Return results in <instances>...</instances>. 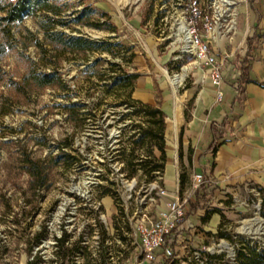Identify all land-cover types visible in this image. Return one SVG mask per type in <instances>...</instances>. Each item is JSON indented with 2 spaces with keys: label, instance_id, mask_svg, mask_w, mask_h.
<instances>
[{
  "label": "rangeland",
  "instance_id": "rangeland-1",
  "mask_svg": "<svg viewBox=\"0 0 264 264\" xmlns=\"http://www.w3.org/2000/svg\"><path fill=\"white\" fill-rule=\"evenodd\" d=\"M57 1L74 4V9L78 10L82 7L80 1L91 4L95 17H99L100 11L106 12L110 23L117 28V37L111 42L121 47L115 49L118 55L108 52L73 55L58 50L52 52L47 47L53 56H58L55 58L57 70L69 91L58 85L38 88L28 80L29 72L51 71L49 61L35 46V40L42 38L40 18H27L13 29L14 39L5 45L6 53L0 55V244L6 239V228L12 230L2 262L27 264L39 250L41 262L37 264H56L54 238L66 232L71 236L69 243L80 238V246L88 247L100 260L97 264H146L138 257L134 232L128 236L124 222L133 227L140 222H154L159 212L165 210L171 193L159 184L166 194L156 196L148 188L153 181H148L139 170L130 173L126 169L125 161L131 158L129 152L134 146L126 139L120 141L121 129L129 136L136 132L134 126L144 123L146 117L131 114L130 109L120 103L125 97L123 91L106 93L104 84L108 83V78L105 76L111 73L109 63L119 64L129 73L134 70L139 73L135 66L140 63L144 68L140 72L157 73V80L163 83L168 82L166 77L171 82L176 76H183L177 91L186 88L191 68H197L191 58L181 57V37L179 32L175 34L182 20L183 0ZM74 34L92 40L114 35L88 27L79 28ZM131 53L135 57L129 65L126 60ZM72 103L77 108L67 113L63 106ZM62 152L76 158L71 166L62 159L49 160ZM24 153L35 160L46 161L48 183L39 195L27 193L37 211L27 222L15 227L7 222L11 216L6 217L4 205L7 201L17 213L16 207L22 205V192H27L28 177L20 167ZM154 154L158 156L157 151ZM146 156L143 151L135 150L132 159L135 162ZM185 174L180 193L189 196L185 213H195L190 206H196L199 201L200 210L216 211V221L210 223V212L205 215L208 222L204 227L189 224L187 231L192 239L187 245L177 246L178 259L173 264H200L193 259L192 252L218 245L221 240L233 247L238 264H252V256H259L264 264V188L256 187L235 195L217 193L216 197L205 191L209 183L204 178L201 194L195 199L191 193L192 179L188 172ZM178 186L180 189L179 183ZM118 210H123L124 215ZM113 217L116 218L114 228ZM95 218L106 237H102ZM42 228L46 229L47 236L30 255L26 242ZM199 232L207 237L203 243L196 237ZM184 245L187 247L182 248ZM102 247L104 260L98 256ZM222 261L221 264L230 262ZM63 264L70 263L64 261ZM74 264H87V261L77 256Z\"/></svg>",
  "mask_w": 264,
  "mask_h": 264
},
{
  "label": "crops",
  "instance_id": "crops-1",
  "mask_svg": "<svg viewBox=\"0 0 264 264\" xmlns=\"http://www.w3.org/2000/svg\"><path fill=\"white\" fill-rule=\"evenodd\" d=\"M215 50L227 63L220 102L205 68H191L188 86L177 91L183 77L175 85L169 77L163 83L157 73L140 72L144 70L140 63L135 66L141 76L135 82L133 99L158 104L165 115L162 185L171 194L179 187L181 171L191 179L202 175L209 183L205 191L216 197L217 193L235 195L264 188V0L241 2L232 42H220ZM197 205L184 223L186 245L192 239L189 224L204 227L205 215L214 211L200 210ZM209 220L216 221V215L211 214ZM196 237L199 243L207 239L202 232Z\"/></svg>",
  "mask_w": 264,
  "mask_h": 264
},
{
  "label": "trees",
  "instance_id": "trees-1",
  "mask_svg": "<svg viewBox=\"0 0 264 264\" xmlns=\"http://www.w3.org/2000/svg\"><path fill=\"white\" fill-rule=\"evenodd\" d=\"M79 4L82 5V7L78 10L74 9V4H64L57 0H0V36L3 40V42L0 43V55L6 53L7 49L5 45H9L14 39L13 29L21 25L27 18L39 16L40 21L38 25L42 38L41 40H35V46L39 48L44 57L49 61L51 71L41 74L30 71L27 76L28 80L38 88L55 87L58 85L64 90L69 91L66 81L61 78L57 70L55 58L58 56H53L47 47H50L52 52L58 50L73 55L101 52L118 55L115 49L121 47L119 44H112L111 42L117 37V28L110 23V16L106 12L100 11L99 17H95V8L91 4H85L82 1H80ZM77 27H88L98 31H106L114 35L108 36L105 39L92 40L88 37L74 34L79 31ZM128 50L131 51V49ZM134 57L135 54L131 53L126 63L130 65ZM95 62H98V60H95ZM108 70H111V73L109 76H105V78H108V83L104 84L105 92L123 91L125 97L120 103L125 106V108L130 109L131 114H141L146 117L144 123H138L134 126L136 132L129 136L126 130L121 129L119 136L120 141L126 139L127 142H131L134 146L129 152V157L131 158L125 161L126 169L130 173H135L139 170L145 175L148 181H155L158 175L163 177L166 164L165 115L158 104L150 105L133 99L132 93L135 82L141 76L136 73L135 70L129 73L122 69L119 64L115 63H109ZM245 72L246 68L244 69V74ZM76 106V104L72 103L64 105L63 108L67 113H70L74 108H77ZM135 150L146 153V158L137 159L134 162L132 158L134 157ZM154 151L158 152V156L154 154ZM58 155L59 156L55 159L49 158V160L56 161L57 159H62L64 163L71 166V162L76 159L71 154L63 152ZM20 167L21 172L28 177L27 192H22V205L16 207L17 213L12 211V205L7 204V201L4 205L6 209L5 214L8 215L6 217L11 216L9 217L10 220H7V222L15 227L27 222L37 211V209L31 205L30 197H28L27 193L39 195V193L47 187L48 183V166L45 160H35L24 153L21 156ZM185 179L186 174L184 172L179 176L180 193H182ZM159 184L162 185V182ZM198 203L199 201H197V204ZM190 208L194 209L195 206H190ZM122 211L123 210H118V213L124 215ZM212 213H216V211H212ZM187 217L188 213L184 218L185 221ZM95 220L97 224H99L97 218H95ZM115 220L116 218L113 217V228L116 227L114 223ZM124 226L127 235H131L132 230L129 224L124 222ZM99 227L101 228L102 237H106V232L103 230L102 225L99 224ZM25 228H27V224ZM115 231L119 230L115 228ZM11 232L12 230L6 228V239L0 244V264H8L2 261L3 256L8 252V237L11 235ZM46 236L47 232L45 228L34 232L32 237L26 242L28 254L32 255L34 247H39ZM70 238V234L66 232H63L60 238H54V248L56 249L54 252V261L56 264H63L64 261L74 264L77 256H82L84 260L87 261V264H97V262L100 261L93 256L90 250L88 251V247L83 248L80 246V238L73 243H69ZM122 240L127 241L128 239L122 238ZM102 249L103 251L99 252L98 256L100 258L103 257L104 260V248L102 247ZM255 258L252 256L250 260L252 264L263 263L262 260H259V256H255ZM38 262H41L39 250L34 252L32 260L27 264H37Z\"/></svg>",
  "mask_w": 264,
  "mask_h": 264
},
{
  "label": "built area",
  "instance_id": "built-area-1",
  "mask_svg": "<svg viewBox=\"0 0 264 264\" xmlns=\"http://www.w3.org/2000/svg\"><path fill=\"white\" fill-rule=\"evenodd\" d=\"M242 1L183 0L181 16L187 30L188 42L180 41L181 57L191 58L195 67L206 69L205 73L209 75L211 84L216 89L217 102L222 99L221 87L224 83L223 73L227 69V63L225 56L219 55L215 48H219L220 42H232L237 30L238 8ZM175 31L177 35V28ZM181 57L179 56L178 59ZM162 180L163 177L158 175L155 181L148 184L149 191H154L156 196L166 194L159 185ZM204 183L202 175L192 177V196L201 194ZM251 190L253 191V188ZM181 195L178 187L170 195L165 210L159 212L154 222L148 224L140 222L135 227L130 225L134 232L138 257L146 264L164 262L173 264L178 259L177 246L185 243L182 235L186 216L185 207L189 199V196ZM186 247L184 245L182 248ZM192 257L200 264H221L222 260H229V264H238L233 247L223 240L218 245L194 250Z\"/></svg>",
  "mask_w": 264,
  "mask_h": 264
},
{
  "label": "bare ground",
  "instance_id": "bare-ground-1",
  "mask_svg": "<svg viewBox=\"0 0 264 264\" xmlns=\"http://www.w3.org/2000/svg\"><path fill=\"white\" fill-rule=\"evenodd\" d=\"M177 27H178L179 35L183 34V36L180 35L181 36V39H180L181 42L182 43H187L188 42V40H187L188 39V35H187V30L185 28L183 20H179ZM182 77L183 76H176L174 79L171 80V84L172 85L178 84L182 80ZM245 230H247V228H245ZM247 232H249V231L247 230ZM228 248H230V247H228Z\"/></svg>",
  "mask_w": 264,
  "mask_h": 264
}]
</instances>
